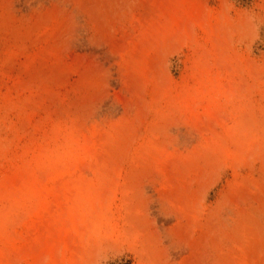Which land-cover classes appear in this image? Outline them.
<instances>
[{
	"label": "rangeland",
	"instance_id": "374dc122",
	"mask_svg": "<svg viewBox=\"0 0 264 264\" xmlns=\"http://www.w3.org/2000/svg\"><path fill=\"white\" fill-rule=\"evenodd\" d=\"M264 264V0H0V264Z\"/></svg>",
	"mask_w": 264,
	"mask_h": 264
},
{
	"label": "trees",
	"instance_id": "16d2710c",
	"mask_svg": "<svg viewBox=\"0 0 264 264\" xmlns=\"http://www.w3.org/2000/svg\"><path fill=\"white\" fill-rule=\"evenodd\" d=\"M108 264H133V262L131 261V259H120V260L112 261Z\"/></svg>",
	"mask_w": 264,
	"mask_h": 264
}]
</instances>
